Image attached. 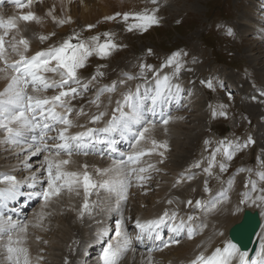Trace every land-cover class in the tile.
<instances>
[{"label": "snow or ice", "instance_id": "6c2138e0", "mask_svg": "<svg viewBox=\"0 0 264 264\" xmlns=\"http://www.w3.org/2000/svg\"><path fill=\"white\" fill-rule=\"evenodd\" d=\"M10 2L17 8L22 9L30 7L33 0H10ZM153 4H156L158 0H151ZM3 0H0V4ZM159 9H153L151 13L147 10L143 13H124L123 19L127 21L129 16L132 15L140 23L129 26V31L133 28H140L146 31L153 25H159V18L156 16V12ZM121 13H116L115 16H109L105 19L115 20ZM17 19L25 22L36 21L39 22V18L33 12L27 14H21L18 18H10L6 22L3 18H0V29H5L3 34H0V61L6 65L5 68H0V73H4V79L9 80V83L0 91V129H4L8 133L6 142H11L20 147L22 152H26L25 167L30 168L31 165L27 164V160L33 156L39 155L41 152L47 153L44 157V164L46 165L47 172V186L41 191L34 193L36 196H40L45 202V206L56 197H59L62 188L68 186L71 189L73 183L79 184L82 179V184L85 192V202L83 204V210L80 213V218L84 216V212H88L90 215L92 209L99 207V205L93 202L91 205L88 201V197L92 194V190L97 188H104L109 192L115 193L114 207L111 211L117 212L123 217L122 207L128 200V192L131 187L133 179L138 182L137 186L142 187L143 182L151 179L150 176H145L149 168H154V165H148V168L144 167H132L139 163L140 158L145 155H150L151 152L156 149L169 150L167 141L158 142L154 138L146 137V133L155 129L157 121L154 117L159 113L161 120L159 121L163 125L167 126L173 119L171 115H165L164 109L169 107L171 103L179 97L182 92L180 84L173 83V77L176 76L181 68L179 57L181 53H173L168 58L164 67H174V71L171 75L165 74L160 76L159 71H154L155 84L151 91L147 87L141 90V86L136 85L135 91L129 90L122 95V99L115 101V107L112 108L111 118L106 121L105 126L101 128L89 127L85 131L77 132L75 134H69V129L73 126V121L69 119L73 108L71 107V101L76 96L81 95L83 92L88 90V84H82L77 76V70L84 67L85 59L92 55L93 51L100 55L103 59L111 54V50L118 47L110 39L104 43H98L99 37L94 36L91 38L93 47H88L85 43L73 44L71 38L65 40L59 47L50 48L47 51L37 52L30 58L24 55L29 48V43L26 39L16 40L15 35L12 37V41L9 42L11 51L19 56V59L14 63L9 64L8 59L5 56V37L8 35V29L17 28ZM66 21L61 20L59 23L63 24ZM70 22V18L69 21ZM89 29L94 27L93 25L88 26ZM231 29L228 31V35H232ZM54 35V33H53ZM105 36H110L106 33ZM41 40L47 39V37H40ZM23 45V50H20L17 45ZM149 53L151 50L149 49ZM55 61V65H53ZM12 69V74L8 73V69ZM153 71V66L141 64L140 65V76L135 77L128 75L127 79H138L143 78L147 81L146 72ZM59 73L61 79L56 82H49L45 79L42 73ZM102 76L103 73H97ZM96 76L92 77L95 80ZM126 81H121L125 83ZM31 83L33 93H41L49 88L60 89L57 95L53 96H40L36 94H29L27 91L28 85ZM205 83V82H202ZM208 88H212L211 82H206ZM75 85V86H73ZM115 92L116 85L106 86L101 89L96 96V99L91 101L96 107L100 108V97L105 92ZM111 103V101H110ZM61 111H57V109ZM127 109V111L125 110ZM150 114V116L148 115ZM222 115L224 113H221ZM78 115H86L84 110L81 108ZM108 115L107 111H100L98 114L92 115L90 118L91 124H99L104 121L105 116ZM56 125H64L65 127L57 129ZM83 127V125H79ZM51 132H56V135H49ZM110 133L120 132L123 135L131 136L133 138V149L141 143V141H150L153 146L151 149L144 151H133L128 154L125 159L119 161H113L114 169L123 175V179L117 181L104 180L100 183L95 182L91 175L86 171L88 165H83L85 171L82 173L78 172H65L62 170L63 166L70 164L71 157L75 155H89V143L95 142L96 133ZM30 135L25 139V134ZM23 141V143H22ZM49 141H52L50 144ZM100 143L113 144L115 141H99ZM207 143V142H206ZM249 143L254 141L249 140L244 144H236L234 146L235 151L248 146ZM229 147H233L229 145ZM220 151L219 148L216 149ZM235 151H229L225 149V154L228 160L233 159ZM67 156V159H59L61 155ZM161 157L164 156V152L159 153ZM162 162V161H161ZM215 166V154L212 156V165L205 171L211 174V167ZM193 167H199L197 162ZM220 171H227L228 165L221 163L219 165ZM114 169H97V173L100 175H106L108 172ZM158 171V169H157ZM260 178L264 180V173L260 174ZM32 187H35L36 177L33 175L30 177ZM27 181H19L17 177L10 174L0 176V183L6 185L5 188L0 189V201L14 200L19 192L22 183ZM177 184L181 183V180L176 181ZM248 184H251V189L247 193H242L238 204L234 211H241L242 205L252 204L256 207L264 210V188L257 190L256 183L249 180ZM248 184L245 187H248ZM205 191L211 192L210 189L205 186ZM259 191L258 195H252ZM79 195V192H77ZM224 201H230V198L225 196L224 200H216L211 203V207L205 205L202 201L197 200L195 207L204 209L207 208L209 212L216 210L219 205L223 204ZM169 205L173 204L172 200H168ZM189 206L193 205L192 200H188ZM40 218L43 219V213L40 214ZM199 218L189 215L187 218L179 216L178 211H172L165 209L163 214L155 219H150L141 222L140 219L135 221V227L139 229V235L137 239L143 240L145 235L148 239L162 240V237L157 229L161 226L168 225L171 222L170 231L174 234H186L188 239H194L197 234H202L204 228L208 225L201 221L200 226H194V221ZM18 227L17 223L12 218L5 217L0 212V239L7 235L8 246L7 252L9 254L8 259L14 260L15 264H18L19 253L26 252L24 249L14 248L12 246L13 237L11 233ZM27 226H20L21 231H26ZM104 231L98 232V238L104 235ZM115 235L117 239L115 241H109L103 248L100 260L102 264H120V261L124 258L129 250L134 251L135 249L131 246V237L127 229L123 225V219L117 221V228ZM223 236V233H219ZM18 242V241H17ZM179 239H172L167 243H164L163 247H170L172 244H179ZM204 251H201L190 264H233L234 261H238V264H264V242L260 245V251L256 253V259H248L246 252H241L236 244L228 241L223 247H215L211 254L206 255L208 251L207 245H201ZM163 250V249H160ZM41 259H43L41 257ZM149 264H152V257H148ZM25 264H28L27 256H25Z\"/></svg>", "mask_w": 264, "mask_h": 264}, {"label": "rangeland", "instance_id": "374dc122", "mask_svg": "<svg viewBox=\"0 0 264 264\" xmlns=\"http://www.w3.org/2000/svg\"><path fill=\"white\" fill-rule=\"evenodd\" d=\"M259 1L264 4V0H161L160 2L167 3L158 1L156 4L148 0L149 4L145 7L148 13H151L153 9H159L155 13L159 18V25H153L146 31L140 28H133L129 31V26L138 24L140 21L136 20L132 15L125 21L123 14L143 13L146 10L138 11L133 0H111L113 8L109 10L108 14L100 15L89 23L71 22L66 26V23H60V26L56 25L55 27L59 26L57 29H60L61 26L65 27L64 33L58 30H50V34L43 33L42 35L47 37V39L40 40L43 47L51 45L47 48L62 44L70 38L71 43L77 41V43H85L86 46L91 48L93 47L91 38L94 36L100 38L98 43H104L108 39L115 43L118 47L111 50L109 58L101 59L100 55L95 51L86 58L87 65L82 70L86 71L87 75L91 77L90 79L77 72L80 79L85 77L89 80L88 83L92 84H96L92 80V77L96 76L98 81L96 89L104 86L102 84L106 82L120 80V76L123 77L122 73L125 71L135 72V77H139L141 64L153 66V71L146 72L147 81L154 77L153 72L157 70L160 75L165 73L164 71L172 74L175 66L164 68H161V66L166 63L173 53H181L179 60L182 68L173 77V80H179L180 83L182 82V86L184 85L181 92L182 95L180 94V97L177 98L179 107L182 104V106L186 105V107L190 105V108L185 112L187 124L181 129L183 134L180 138V143L183 140L190 142L191 137H195L196 141L193 144L189 143L190 151L187 150L188 154L185 153L186 150L174 149L171 154L172 164L178 168L184 165L182 170H187L186 164H188V160L192 156L191 153L201 143L202 138L199 132L206 133V117H212L229 132L243 134V140L246 142L249 138L254 141V143H249L245 147L247 155L243 159L251 160L253 163H247H252L256 171L260 172L262 169L258 168H262V164H259L250 154L260 149V155H264V38L260 36L262 33H259L256 29L257 35L255 32L249 31L248 22L242 21L250 17V13L246 8L253 7L258 10L256 14H253V17H259L264 14V5L262 4L261 7L257 5ZM38 3L36 1V5ZM116 13H121V15L117 16L115 20L105 19L109 16H115ZM253 17L250 20H253ZM261 21H256L259 26H261ZM89 25L94 27L89 29ZM261 27L264 28V26ZM229 29H231L232 35H228ZM106 33L110 34V36H105ZM118 33L123 36L125 42L120 40ZM38 36L42 37L41 34ZM149 49L151 53H149ZM98 72L103 73V75H97ZM135 80L145 85L152 83L148 84L143 78ZM206 82H211L213 87L208 88ZM190 87H192V90ZM94 91H87L86 98L78 99L77 97L74 101H71V104L75 106V109L78 105H80L78 107L87 106L89 104L88 100H90ZM208 91H210L211 96L207 93ZM206 93L207 97H210L208 100L205 98ZM104 98L102 95L100 101ZM76 101H78V105L75 104ZM196 104L197 106H195ZM221 113L224 114L222 115ZM201 115L202 117H200ZM188 136L191 137L187 138ZM223 145L220 144V147ZM174 152L176 153L175 156H173ZM0 154H2V151ZM184 154L186 155L185 159ZM187 171L192 172L190 169ZM259 172H256L255 175ZM162 177L161 175L154 176V178H157L156 182H159ZM149 185H151L153 191L156 189L153 183ZM132 186L135 187L133 183L131 184ZM103 195V190H96V193L92 191L89 203L91 205L95 202L99 207L92 209L91 215L88 212H84L82 219L80 218L81 209L79 217L73 219L78 228H80L78 224H85L87 216L89 219L93 217L100 218L103 199L100 198L101 201H98V196ZM60 197V201L58 200L57 204H62L63 199H65L62 194ZM38 202L39 200L33 209L38 205ZM147 204L150 205L151 201L147 200ZM132 206L129 205L125 211L123 210L124 217H140V214H137L136 211L139 208L133 209ZM144 207L142 205V209ZM144 209L146 210L147 208L145 207ZM126 210L131 212L126 214ZM31 212L25 213V219ZM68 215L71 216L70 214ZM21 222L23 221H17V223ZM45 222L47 230H50V223L53 222L50 215H46ZM88 226L89 224L86 225V227ZM75 232L80 236L79 245H75L74 240L72 242L71 238L63 239L60 237L67 247L65 249L62 247L57 248L52 256V261H49L48 264H96L95 260H92V263L89 262L91 257L88 258L86 255L81 254L83 246L88 241L84 237L83 231L76 229ZM57 233L58 236L61 235L59 232ZM74 250L76 251L75 254ZM139 253H141V256H148V253ZM91 255L92 257H97L101 264L97 252L91 253ZM64 257L68 261L64 262Z\"/></svg>", "mask_w": 264, "mask_h": 264}, {"label": "bare ground", "instance_id": "6f19581e", "mask_svg": "<svg viewBox=\"0 0 264 264\" xmlns=\"http://www.w3.org/2000/svg\"><path fill=\"white\" fill-rule=\"evenodd\" d=\"M36 1L39 2L38 5H36ZM133 2L136 4L135 7L136 9H138V11L146 10L145 7H147L149 4L148 0H142V1L133 0ZM262 4L263 3H261L260 1L257 3V5H259L260 7L262 6ZM112 8L113 7L111 5V0H33V3L31 4L30 7H25L22 9H17L14 6H11L9 8H0V17H5L7 12L20 15V14H27L28 12L31 11L35 13V15L39 18V22L18 21L16 29L7 30L8 33L10 34L9 36L5 37V49H6L5 56L8 59V62L16 61L19 59V56L11 51V47L9 44V42L12 41V37L14 35L17 41L20 39H26L28 41L29 48L24 53L29 55L39 50L45 49L48 46H51V45H46L45 47H43L41 44L40 37L38 35L41 34L42 36L43 33L50 34V30H58L63 33L65 32V27L63 26H61L60 29H57L61 25L59 23L61 20L66 21L65 26L67 24H70L71 22L89 23L94 21L95 18L100 15L108 14L110 12L109 10H111ZM246 9H248V12L250 13V17L245 18L242 21L248 22L249 31L254 33L256 29L259 33H262L260 34V36L264 38V28L261 27L264 26L263 24L264 20L261 21V19L264 18V14H262L259 17L257 16L253 17V14L254 13L256 14V11L258 10L253 7ZM252 17L253 20H250ZM69 18H70V22H67L69 21ZM256 21H261L260 24L261 26H259L257 24L258 22ZM56 25L59 26L55 27ZM4 31L5 29L0 30V34H3ZM257 31L255 32L256 35H257ZM17 47L20 50H23V45L18 44ZM52 63L54 64L55 62ZM0 68H5L3 61H0ZM8 73L12 74V71L8 69ZM164 74H168V73L165 72L160 76H163ZM4 75H5L4 73H0V91H3L4 88L7 86V84L9 83V80L3 78ZM128 75L131 74L130 73L123 74V77L120 76V80L113 81L115 82L116 85V91L115 92L106 91L104 93L103 96L105 98L100 101L99 109L96 107L95 104L91 102H89L87 106L86 105L82 107L77 106L76 109L75 106L71 104V107L73 108V112L71 113L69 119L73 121V126L69 129L70 135L75 134L77 132L85 131L87 128L91 127L92 124L89 121L92 115L99 112V110L101 109L104 111H109L110 108L112 107L111 105L115 104V101L119 100L124 93H126L129 90L135 91L136 85L139 84L141 86L142 91L145 87H147L149 91H151L152 87L154 86L153 84L155 80L149 85H145L138 83L135 79L128 80L127 79ZM81 80L82 82H87V83L89 82V80H87L85 77H81ZM122 80L126 82L121 83ZM173 81L176 83L179 82V80H173ZM113 82H109L104 86L98 87L97 94L101 89L105 88L106 86L113 85L114 84ZM190 88L192 90V87ZM96 96L93 100L96 99ZM75 104L78 105V101H76ZM195 106H197V104ZM81 108L84 110L86 115H78L79 110ZM57 110L61 111V109L59 108ZM185 112H187V110ZM200 117H202V115ZM186 118H184L182 121L174 120L173 122H170L167 126L158 125L155 127V129L151 130L149 133H146V137L154 138L158 142L167 141L169 147H173V150L174 149L181 151L186 150V152L185 151L184 152L188 154L187 150L190 151V147L188 145L189 143L193 144L194 141H196V138L188 136L187 138L191 137L190 142H188V140H183L182 143H180V138L183 134L181 133V129L184 128V126L187 124ZM79 125H83V127H80ZM61 126L65 127L64 125ZM26 134H25V139L27 136ZM7 138H8V133L4 129H0V152L2 151V154H0V176H3L5 174L14 175L17 177V180L19 181H23V180L27 181L23 183L24 185L21 184L22 187L23 186L29 187L32 184L30 177L35 175L36 177L35 190L36 192H41L42 191L41 188H45V186H47V177L44 175V166L39 162L40 157H38L39 155L42 154V152L39 155L33 156L31 157V159H28L27 164L31 165V167L26 168L24 161H25V157L27 156V153L22 152L18 145L13 144L11 142H6ZM49 143H52V141H50ZM146 147L149 148L153 147L150 141L148 140L141 141V143L138 146V148H146ZM161 151L164 152L163 157L159 155ZM175 154L176 153L174 152L173 156H175ZM45 155H47V153H44L42 157H45ZM185 156L186 155L184 154V159ZM36 158L38 159L36 160ZM67 158L68 157L65 155H61V157H59V159H67ZM28 161H30V163H28ZM71 161L72 162L70 164L65 165V167L62 169L63 171L78 172L81 173L82 176V173L85 171L83 165L87 164L88 167L86 171L91 175L92 179L97 183H100L104 180L117 181L123 179L122 173L114 169L113 166L114 160H109L101 155L98 156L73 155L71 157ZM172 161H173L172 156H169L164 149H156L155 151L151 152L150 155H145L144 157H141L139 163L132 165L133 167L139 168L141 164H145L147 167H144V165L142 167L148 168V165L151 164L154 165V168H149L146 173H143L146 174V176H149V173L151 174V179H148L146 182H143V184L145 185L144 187L132 186L129 188L128 200L126 204L123 205L122 211L123 210L125 211V209L129 207V205H133L132 206L133 209H135L136 207L139 208L138 210H136L137 214H140V216L141 214H143L144 218L147 217L152 218L155 217L153 215L156 213L159 207H160L159 208L160 212L164 206H166V209L170 210L171 212L175 210L172 209L174 203L169 205L167 203L168 200H172L173 202L176 200V203L179 204L183 210H185L186 200L190 198L189 190L185 188H181V190H178L180 191V195L182 194L183 196H185L184 201L180 196L177 198V191L175 190L174 185L171 182L173 180L171 178V174L173 173L168 174L167 169H170L171 172L180 170L181 172L194 173V171L188 172L187 170H182L184 168V165H182L181 168L175 167L174 164H172ZM97 169H114V170L108 172L106 175H100L97 173L96 171ZM247 170H252L254 174L257 172L256 168L250 165H247ZM262 173H264V170L260 171L256 175L258 177L257 179H255L257 190L264 188V180L260 178V174ZM160 175L163 177L160 179L159 182H156L157 178H154V176L157 177ZM237 179H238V183L235 184V187L232 190V200L228 201V205H225L224 202L223 204L219 205L216 210H213V211L218 210V214L203 215L204 213H210L207 210V208H204V211L201 213L192 214V216L198 218L201 217L202 222L208 225L207 228H204L202 234H197L194 239H188L187 236H185L184 240L181 241L179 244L177 245L172 244L170 247L162 248L163 250L159 249L156 253L148 254V256L146 257L141 256V253L135 251L136 249L134 251L129 250L130 252L128 251V253L120 261V264H149V260H148L149 255H151L152 257V264L155 263L184 264L187 261L194 259L201 251H204V248L201 247V245L208 246V251L205 253L207 255L210 251L214 250V248L216 247L215 244L218 245L219 247H222L223 244L230 241L228 237L229 232L233 227V225L240 220V218L243 215V212L246 209L252 210L253 213L256 212L260 213L258 214V219L259 221L260 220L261 221H260V226L258 228V232L256 234V237L259 239V244H260L264 238V210H262L259 207H256L255 205L247 204L241 206V211L239 212L234 211L236 205L239 202V199L241 198V194L249 192L251 189V185L249 184L247 188L245 187V185L247 184L245 181L246 180L245 176L238 177ZM151 183H153L156 187L154 191L152 190L151 185H149ZM4 187H6V185L0 183V189ZM21 190L22 188L19 189V192ZM96 190L104 191L103 196H98V201H101L100 198L103 199V207H101L100 218L93 217L89 219L88 216L86 220L84 218L85 224L86 225L89 224L88 227H86L85 224L84 225L78 224V226L80 227L78 228L73 221L74 218L76 219L79 217V212L81 211V209L82 211H84L83 202H85L86 197L82 184V179L79 184L73 183L71 189H69L68 186L62 188L61 194L65 196L64 197L65 199L62 198L63 201L61 200L63 202L62 204L61 203L57 204V201L61 198L60 197L61 194L59 197L53 198L47 204V206H45V202L39 196L38 205H36V207L32 210V212L27 216L26 219L22 220L23 222L17 223V221L15 220L17 218L14 217V219L12 220L17 223L18 227L15 229L13 233H11L13 237L12 246L14 248H20L26 250V252L19 253L18 264H25V256H27L28 264H48L49 261H52L51 260L52 256L54 255V252L57 248L62 247L63 249H65L67 247L65 246L63 240L60 237H62L63 239L71 238L72 242L74 240L75 245H79L80 236L75 232L76 229L83 231L84 237L88 240L85 246H83L81 254L86 255V257L88 258L91 257V261L89 260L90 263H92V260H95L96 264H100L98 258L92 257L91 253H95L97 250L103 251L102 249L107 245V243L110 240L115 241L117 239L115 235L117 228V221L120 220L121 218L123 219L124 216L121 217L119 213L111 211V209L114 207V200H115L114 192H109L104 188H97L92 191L96 193ZM77 192H79V195L77 194ZM251 194L258 195L259 191ZM110 196L112 197L110 198ZM20 197L21 194L16 196L15 199H18ZM89 197H88V201L90 200ZM147 200L151 201L150 205L147 204ZM9 201L12 202L14 200H9ZM203 202L208 207H211L212 200L207 201L206 199H203ZM142 205H144L147 209L145 210L144 209L145 207L142 209ZM128 212L131 211L126 210V214ZM41 213H43V219L40 218ZM68 214H70L71 216H69ZM46 215H50L51 219H53V222L50 223L51 225L50 230H47V226L45 222ZM182 217L185 219L187 218L185 215H182ZM195 222L196 221H194V224ZM133 224H134L133 234H135L138 232V229L135 227V222H133ZM112 225L114 226V228ZM20 226H27L26 231H21ZM163 227L164 226H161V228ZM209 228H211V230ZM105 229L107 231L104 232V235L98 238L97 233L104 231ZM57 232H59L61 235L58 236ZM221 232L223 233V236L219 235V233ZM8 243L9 241L7 235L3 236V238L0 239V264H15L14 260L8 259L9 256L7 252ZM131 246L132 248H135L132 244V241H131ZM75 253L76 251L74 250V254ZM97 255L100 258L101 255H99L98 252ZM41 257L43 259H41ZM65 261H68V259L65 258L64 262ZM233 264H238V261H234Z\"/></svg>", "mask_w": 264, "mask_h": 264}, {"label": "water", "instance_id": "95a60500", "mask_svg": "<svg viewBox=\"0 0 264 264\" xmlns=\"http://www.w3.org/2000/svg\"><path fill=\"white\" fill-rule=\"evenodd\" d=\"M260 221L258 212L253 213V211L246 209L242 221L236 223L231 229L230 234L233 240L238 242L243 249L250 247L251 251H254L257 245L254 242V237L260 226Z\"/></svg>", "mask_w": 264, "mask_h": 264}]
</instances>
